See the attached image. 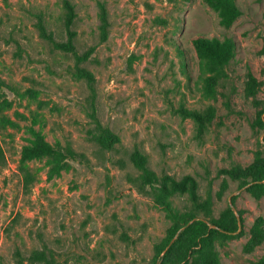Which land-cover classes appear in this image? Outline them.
<instances>
[{
	"label": "rangeland",
	"instance_id": "374dc122",
	"mask_svg": "<svg viewBox=\"0 0 264 264\" xmlns=\"http://www.w3.org/2000/svg\"><path fill=\"white\" fill-rule=\"evenodd\" d=\"M67 1L77 51L94 48L81 65L94 75L93 88L76 75L72 54L39 35L42 21L67 41ZM233 1L242 14L227 27L207 0H0V264H43L31 260L37 251L56 264H162L158 253L173 221L141 189L131 161L136 148L159 176H193L215 218L233 210L238 230L214 240L222 264H259L264 242L253 250L248 244L264 220V197L245 184L257 175L234 179L226 171L264 159V0ZM99 2L108 9L106 41ZM200 36L235 43L214 96L193 44ZM249 72L260 83L253 97ZM209 106L217 116L201 130L188 113ZM98 124L119 138L112 149L95 141ZM34 133L81 157L56 176L48 158L22 162ZM170 202L180 213L193 208L187 194ZM197 220L206 221L199 216L189 226Z\"/></svg>",
	"mask_w": 264,
	"mask_h": 264
},
{
	"label": "trees",
	"instance_id": "16d2710c",
	"mask_svg": "<svg viewBox=\"0 0 264 264\" xmlns=\"http://www.w3.org/2000/svg\"><path fill=\"white\" fill-rule=\"evenodd\" d=\"M208 4L220 10L222 24L231 26L235 20L242 14L240 8L236 6L233 0H207ZM100 20H101V40L106 41L109 32V15L105 2H99ZM66 8V29L68 39L66 42H58L52 33H49L42 21L38 23L39 35L46 40L53 49L70 53L76 60V75L85 79L93 88L95 83L94 75L82 67L94 52L91 48L84 54L77 51L74 40L76 33L72 31V26L76 18L75 8L70 2H65ZM193 44L197 50L202 67L211 76L205 78V91L209 96H214L217 87L222 78L227 77V70L232 61L236 57L235 43L226 38L221 41L218 38H206L200 36L193 40ZM260 83L252 72L248 73L247 94L255 96L259 90ZM190 114L199 125L201 130L207 129L217 116V110L214 106H209L203 111H191ZM264 114V108L260 111ZM99 135L95 137V141L102 148L110 150L119 138L110 130L97 125ZM81 157L72 148H62L50 144L41 134L34 133L32 142L24 147L22 151V162H28L34 159L48 158L50 162V176L58 175L66 166L70 159L77 160ZM133 165L141 172L140 182L141 189H149L153 196L154 202L164 208L173 221V226L165 244L162 246L159 254V260L162 264H222L220 254L215 248L214 240L218 236L222 238L233 237V233L238 230L237 218L233 210L229 207L220 218H215L211 209V199L203 200L198 192V182L191 176L187 175L181 180H176L169 175L159 176L150 166L147 157L139 150L135 149L131 155ZM6 162L3 149L0 147V165ZM234 179L247 178L253 175L250 183V191L256 199L264 197V159L258 160L251 166L244 168L236 165L226 171ZM33 177L30 173L26 175L25 181L30 184ZM255 182V183H254ZM260 182V183H256ZM187 194L189 200L193 204V208L188 212H177L172 208L170 198L176 194ZM199 216L206 221L197 220L190 226L189 223ZM188 226V227H186ZM184 227L185 230L181 231ZM213 227V228H212ZM178 239L173 243L171 248L160 257L175 235L179 232ZM264 242V220L259 219L252 228L251 239L248 248L253 250ZM20 256V255H18ZM31 260L41 262L43 264H56L53 260H48L44 252H35ZM23 264L22 261H19ZM259 264H264V258Z\"/></svg>",
	"mask_w": 264,
	"mask_h": 264
},
{
	"label": "water",
	"instance_id": "95a60500",
	"mask_svg": "<svg viewBox=\"0 0 264 264\" xmlns=\"http://www.w3.org/2000/svg\"><path fill=\"white\" fill-rule=\"evenodd\" d=\"M238 221H239V224L241 225V220H240V218L238 217Z\"/></svg>",
	"mask_w": 264,
	"mask_h": 264
}]
</instances>
